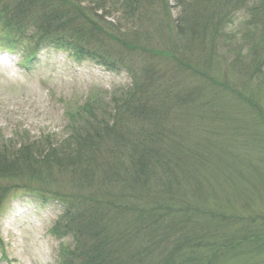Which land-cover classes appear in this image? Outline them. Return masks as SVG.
Returning <instances> with one entry per match:
<instances>
[{
  "label": "rangeland",
  "instance_id": "1",
  "mask_svg": "<svg viewBox=\"0 0 264 264\" xmlns=\"http://www.w3.org/2000/svg\"><path fill=\"white\" fill-rule=\"evenodd\" d=\"M138 1L139 6L134 10L138 12L136 16H132L133 10L123 13L121 5L124 0H104L107 15L102 16L103 20L99 19L102 11L87 16L97 20L101 27L108 26L107 23L115 26L109 34L116 35L118 53L128 57L132 55L127 64H140V56L134 53L141 52V46L159 52L158 59L154 61L167 66V74L163 78L158 77L159 81L174 85L171 87L173 92L183 91L182 96L191 93V96L186 95L188 101L183 108H178L180 116L188 122L189 131L186 133H191L186 139L187 144L194 150H203L202 156L217 152V156L224 158L228 155L221 151V146L224 150L231 147L230 152L239 164L237 170L245 177V180H238L241 187L238 192L241 194L234 193L226 180L232 170L223 169L220 175L214 172L212 180L211 166H208L204 173L205 181L209 177L212 183L210 187L206 183L204 185L208 192L217 194V199L211 195L203 200L185 193L182 195L185 204L182 205L195 210L205 205L220 215L228 216L226 220H231L228 223L230 230L235 220L239 228L253 220L256 223L264 220V83L259 73L250 75V72L243 74L238 71L243 66L250 68L251 50L259 48L258 55L264 56V48H260L262 33L247 26L246 21L251 16L244 7L232 11L233 23L226 22L228 17L223 18L220 25L207 24L201 28L202 33L195 30L192 35L186 28L189 24L185 8L188 0ZM212 1L221 4L226 0ZM211 9L218 15V11ZM3 27L0 22V39ZM185 30L190 36L184 33ZM107 36L104 32H97L95 40L102 41L100 44L104 45L108 39L102 38H109ZM120 39L133 48L121 46ZM163 51L168 57L161 61ZM2 54L6 56L2 58ZM175 59L180 61V66L172 63ZM26 60L20 50L6 49L0 40V144L12 145V150L20 144L37 141L56 146L70 140L71 133L82 127L90 128L89 134L95 139L103 134L104 126L107 128L112 123V114L116 113L113 112V97L131 85V76L125 69L114 71L90 59L77 60L69 52L51 44L40 49L30 62ZM156 73L153 75L158 76ZM227 75L230 83L235 82L240 90L256 101L263 115L254 111L250 104L242 103L234 94H228L227 89L219 84ZM92 118L102 120L101 129L94 126ZM209 139L211 145L207 146ZM104 142L94 154L93 169H106L108 159L113 166L116 165L111 151L114 148L109 142ZM211 161L209 157L204 163L209 165ZM126 170L123 167V178L127 175ZM27 173L31 174L21 173L19 178L13 179L0 176V264H60L58 251L62 247L76 255L72 251L76 245L74 227L63 237L51 233L63 212L56 199L64 202L73 199L74 204L82 202L83 208L80 207L79 211H86L84 218L87 220L89 208H93L104 214L105 220L111 219L116 223V212L111 210L106 197L108 195L115 203L116 199L123 201V197L126 198V191L116 193V176L113 182L106 184L98 181L80 186L78 178L70 171H56L51 176L40 172L37 176L30 171ZM111 185L113 191L110 190ZM129 193L133 194L132 191ZM203 223L191 224L188 229L193 226L197 230ZM188 233L193 236V233ZM175 237L171 235L165 242L166 239L160 236V247H171L164 242L172 245ZM68 255L69 263L75 264L74 256ZM243 257H224L217 264H240L259 259Z\"/></svg>",
  "mask_w": 264,
  "mask_h": 264
},
{
  "label": "trees",
  "instance_id": "2",
  "mask_svg": "<svg viewBox=\"0 0 264 264\" xmlns=\"http://www.w3.org/2000/svg\"><path fill=\"white\" fill-rule=\"evenodd\" d=\"M121 6L123 13L133 10L132 16L138 15L134 12L139 6L138 0H124ZM243 7L251 16L246 21L247 26L262 33L260 48H264V0H226L221 4L212 0H188L185 5L189 22L187 31L192 35L195 30L202 33L207 24L218 26L227 17L226 22L231 24L234 22L230 17L232 11ZM106 8L104 0H0V22L4 26L0 40L6 49L20 50L26 61L30 62L40 49L51 44L69 52L77 60L90 59L114 71L123 68L131 76L130 87L113 97V112L116 113L112 114L110 126L103 127V134L94 139L89 134L91 129L82 127L71 133L70 140L56 146L37 141L20 144L12 150V145L0 144V176L13 179L19 178L21 173L31 174L27 173L29 171L36 176L39 172L51 176L56 171H70L78 178L80 186L98 181L106 184L113 182L116 176V193L126 191L123 201L116 199L115 203L108 195L106 197L111 210L116 212V223L111 219L105 220L106 216L93 208H89L87 220L84 218L86 211H79L82 202L74 204L73 199H68L70 202L56 199L63 212L51 233L63 237L74 227L76 239L72 249L76 255L66 248L59 249L60 264H70L69 253L74 256L75 264H217L224 257L243 256L251 257L250 260L259 259L240 264H264V220L244 223L241 228L235 220L230 230L228 223L231 220H226L228 216L220 215L205 205L196 210L182 205L185 204L182 200L185 193L203 200L211 195L217 199V194L208 192L204 184L210 187L215 173L220 175L223 169L232 170L226 180L234 193H240L238 180H245V177L237 170L239 164L230 152L231 147L224 150L221 146L227 158L208 151L213 155L212 159V155L202 156L203 150H194L187 144L186 139L191 133H186L189 131L188 122L180 116L178 108H183L188 101L186 95L191 96V93L182 96L183 91L173 92L171 87L174 85L159 81L167 74V66L154 61L158 59L159 52L151 48L141 46V52L134 53L140 56V64H127L132 55L128 57L116 51V35H110L115 26L107 23L103 29L97 20L87 16L102 11L99 19L103 20L102 16L107 15ZM211 8L218 11V15ZM97 32L108 35L109 38H102L108 39L106 44L95 40ZM184 33L190 36L186 30ZM192 35L191 38H195ZM118 41L121 46L133 48L122 39ZM258 50L250 51V68L243 66L238 71L243 74L250 72V75L259 73L264 83V56L260 57ZM160 57L161 61L166 60L167 52L163 51ZM172 63L180 66L179 60ZM156 72L158 76L153 75ZM227 77L219 84L227 89L228 94H234L242 103L250 104L254 111L263 115L256 101L240 90L235 82L230 83ZM92 119L95 120L94 126L101 129L102 120ZM102 140L114 148L111 151L116 165L113 166L108 159L106 169H93L94 154L100 149ZM206 145H211V139L206 141ZM209 157L213 167L204 163ZM208 166H211V181L209 177L205 181L204 173ZM123 167L127 169L125 178ZM110 190H114L112 185ZM164 191L171 193L168 195ZM176 202L181 204L175 205ZM201 222L204 223L197 230L193 226L188 229L189 225ZM171 235L177 237L169 245L165 242ZM160 236L166 239L164 244L171 247H160ZM153 244L155 247L152 248Z\"/></svg>",
  "mask_w": 264,
  "mask_h": 264
}]
</instances>
